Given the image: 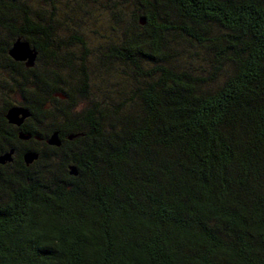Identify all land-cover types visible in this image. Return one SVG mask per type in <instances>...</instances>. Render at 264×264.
Masks as SVG:
<instances>
[{
	"label": "trees",
	"instance_id": "trees-1",
	"mask_svg": "<svg viewBox=\"0 0 264 264\" xmlns=\"http://www.w3.org/2000/svg\"><path fill=\"white\" fill-rule=\"evenodd\" d=\"M45 2L0 0L31 137L63 138L0 164V264H264V0H65L104 31L79 54Z\"/></svg>",
	"mask_w": 264,
	"mask_h": 264
},
{
	"label": "flooded vegetation",
	"instance_id": "flooded-vegetation-1",
	"mask_svg": "<svg viewBox=\"0 0 264 264\" xmlns=\"http://www.w3.org/2000/svg\"><path fill=\"white\" fill-rule=\"evenodd\" d=\"M13 3V2H12ZM18 3V1H17ZM4 20L0 17V23H3ZM5 31V32H3ZM10 34L6 29L1 30L0 29V58L4 61L3 63V69L7 70L11 74V87H12V101L11 100H5L2 107L4 108L6 105L8 107L5 108V118L8 110L12 107H23L29 111V115L23 120L21 125L12 124L8 121V124H10L16 133V139L14 141V154H13V163L17 160L24 161V155L27 152H31V146L32 145H38L42 146L44 145L47 139L45 137H40L38 135H34V137H31V66L27 64V60H15L9 53V51L12 49L14 43L18 39H22L21 37H16L14 40H12V44L9 45V47L3 48V46H6V41H4V38L8 37ZM25 41V40H24ZM29 42V41H27ZM30 43V42H29ZM31 45V43H30ZM2 49V50H1ZM6 55V56H5ZM17 64V69H23L27 68L29 69V75H30V89L29 91L21 89V82L20 79L14 75L10 69L12 65ZM14 67V66H13ZM7 83V79H3L0 81V93L3 92L5 89V86L3 84ZM28 97V98H27ZM10 105V106H9ZM22 117V116H21ZM59 132V131H58ZM21 133H24V136H27V138H24L21 136ZM60 136V135H59ZM70 136V135H69ZM61 141H63L61 138ZM45 142V143H44ZM4 154V153H3ZM10 162V163H12ZM25 164V163H24ZM27 167H31L30 165H25Z\"/></svg>",
	"mask_w": 264,
	"mask_h": 264
},
{
	"label": "rangeland",
	"instance_id": "rangeland-1",
	"mask_svg": "<svg viewBox=\"0 0 264 264\" xmlns=\"http://www.w3.org/2000/svg\"><path fill=\"white\" fill-rule=\"evenodd\" d=\"M32 1L35 5L39 2L40 5H42L43 7L47 6V4L45 2L46 0H32ZM67 6L68 5L66 4V2L64 0L63 4L61 5V10H63V9L65 11L67 10V12L70 13L71 15L68 16L66 13L63 16H60V19L62 20V21H60L61 24L60 23L56 24L57 28L59 29V33H60L61 38L63 40L67 39V42H68L69 39L73 35H79L81 37V39H83V42L81 44L79 43L78 45H74L72 47L75 50L74 52L76 54H79L78 52L80 50L83 51L84 46L87 49H89L91 52H94V50H97V47L101 46L105 42V39L103 38V36L100 33L96 32L97 30L104 32L102 26L99 24V21L96 20L95 18L93 19V17H92L91 19H89V17H88L89 14H88V12H85L86 11L85 9L82 8L81 11L78 10L76 12V11H73V9H70L71 10L70 11ZM89 8H90V11L94 14H95V12L98 11V8H96V7L90 6ZM98 17L100 18V14ZM75 29H77V31H75ZM3 32H5V31H3ZM104 45H105V43H104ZM195 50H196L195 47L194 48L191 47L192 53ZM89 55L91 56V54H89ZM185 55H187V54H185ZM194 56H196V53L194 55L186 56V59L188 60L189 59L188 57L193 58ZM46 59L48 60L49 58H42L38 62L37 67L39 69H43L47 66ZM3 63H4V61L0 58V81L3 79H7V83L3 84V86H5L6 90H4L3 92L0 93V111L3 108L2 105L4 104L5 100H11L12 101L11 74L7 70L3 69ZM113 72H115V70ZM0 86H2V85H0ZM55 95L59 96L58 93H55ZM60 96L64 100L66 99V97H63L62 95H60ZM66 104H67V102L60 104V106L65 107Z\"/></svg>",
	"mask_w": 264,
	"mask_h": 264
},
{
	"label": "water",
	"instance_id": "water-1",
	"mask_svg": "<svg viewBox=\"0 0 264 264\" xmlns=\"http://www.w3.org/2000/svg\"><path fill=\"white\" fill-rule=\"evenodd\" d=\"M140 24L144 25L146 23V19L144 17H141L139 19ZM10 55L15 60H27V64L31 67H34L37 62L38 57V50L37 48L30 45L29 42L24 41L22 39H18L12 49L9 51ZM29 115V111L23 107H12L8 110L6 117L9 120L10 123L21 125L23 120ZM22 116V117H21ZM24 133H21V136L24 138H27V136L23 135ZM32 136V135H31ZM77 137L76 135H70L69 139H73ZM47 143L52 146H61L62 141L59 136L58 131H54L49 138L47 139ZM13 154L14 149H10L9 151L5 152L4 154L0 155V164H6L13 161ZM39 158V154L35 151L27 152L24 155V161L26 165L32 164L35 160ZM70 174L71 175H78V170L75 165L69 166Z\"/></svg>",
	"mask_w": 264,
	"mask_h": 264
}]
</instances>
